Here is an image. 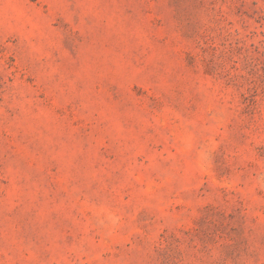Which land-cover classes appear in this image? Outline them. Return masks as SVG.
<instances>
[{
    "label": "rangeland",
    "instance_id": "rangeland-1",
    "mask_svg": "<svg viewBox=\"0 0 264 264\" xmlns=\"http://www.w3.org/2000/svg\"><path fill=\"white\" fill-rule=\"evenodd\" d=\"M0 264H264V0H0Z\"/></svg>",
    "mask_w": 264,
    "mask_h": 264
}]
</instances>
